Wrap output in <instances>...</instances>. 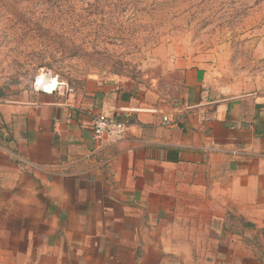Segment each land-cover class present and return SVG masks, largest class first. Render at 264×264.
I'll use <instances>...</instances> for the list:
<instances>
[{
	"label": "crops",
	"instance_id": "0c3cea01",
	"mask_svg": "<svg viewBox=\"0 0 264 264\" xmlns=\"http://www.w3.org/2000/svg\"><path fill=\"white\" fill-rule=\"evenodd\" d=\"M161 67L147 87L88 78L70 105L0 75V247L264 264V40L236 77L208 56ZM93 114L123 121V139L95 141ZM166 114L180 127H163Z\"/></svg>",
	"mask_w": 264,
	"mask_h": 264
},
{
	"label": "rangeland",
	"instance_id": "374dc122",
	"mask_svg": "<svg viewBox=\"0 0 264 264\" xmlns=\"http://www.w3.org/2000/svg\"><path fill=\"white\" fill-rule=\"evenodd\" d=\"M261 40L264 0H0L7 80L48 70L74 87L88 78L147 87L175 56H208L236 77ZM41 244L29 256L0 247V264H106Z\"/></svg>",
	"mask_w": 264,
	"mask_h": 264
},
{
	"label": "built area",
	"instance_id": "2783aa9c",
	"mask_svg": "<svg viewBox=\"0 0 264 264\" xmlns=\"http://www.w3.org/2000/svg\"><path fill=\"white\" fill-rule=\"evenodd\" d=\"M32 90L42 94L65 98L68 105L73 103L76 95L74 86L48 70H41L33 77ZM89 117L92 137L95 141L102 142V146L113 145L123 139L126 125L120 119L106 114H93ZM205 120L207 121L208 119ZM180 121L181 119L178 116L166 114L161 118V125L165 128L177 129L180 127ZM233 154L236 155V152Z\"/></svg>",
	"mask_w": 264,
	"mask_h": 264
}]
</instances>
